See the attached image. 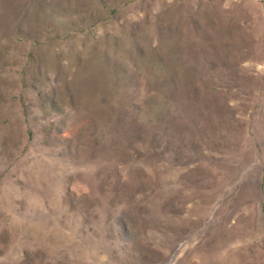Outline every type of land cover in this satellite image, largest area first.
<instances>
[{
    "label": "rangeland",
    "instance_id": "374dc122",
    "mask_svg": "<svg viewBox=\"0 0 264 264\" xmlns=\"http://www.w3.org/2000/svg\"><path fill=\"white\" fill-rule=\"evenodd\" d=\"M0 264H264V0H0Z\"/></svg>",
    "mask_w": 264,
    "mask_h": 264
}]
</instances>
